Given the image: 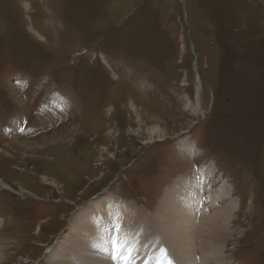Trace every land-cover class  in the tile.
Masks as SVG:
<instances>
[{
  "label": "rangeland",
  "instance_id": "374dc122",
  "mask_svg": "<svg viewBox=\"0 0 264 264\" xmlns=\"http://www.w3.org/2000/svg\"><path fill=\"white\" fill-rule=\"evenodd\" d=\"M116 202L136 264H264V0H0V264H114ZM184 204L190 248L154 218Z\"/></svg>",
  "mask_w": 264,
  "mask_h": 264
},
{
  "label": "bare ground",
  "instance_id": "6f19581e",
  "mask_svg": "<svg viewBox=\"0 0 264 264\" xmlns=\"http://www.w3.org/2000/svg\"><path fill=\"white\" fill-rule=\"evenodd\" d=\"M200 83V82H199ZM199 87H200V85H199ZM200 92V91H199ZM200 94V93H199ZM199 103V102H198ZM59 136V135H58ZM210 170H211V168H210ZM213 171V170H212ZM210 174H212L211 172H209ZM209 178V177H208ZM195 179H191V180H189V181H184V182H182V183H184L183 185H182V187H184L185 189H182L183 190V192H182V195H181V191L180 190H176V192H178L177 194H179V196H181V197H179V199H182V200H185V201H193V202H196L197 200H199V196H200V192L202 191V188H200L198 185L197 186H194V184L196 183L195 181H194ZM202 181H203V179H202ZM181 183V184H182ZM204 183V182H203ZM178 188V187H177ZM202 193V192H201ZM172 198H174L173 196L172 197H170V200H172ZM169 199V198H168ZM165 201V200H164ZM114 203V202H113ZM164 203V202H163ZM165 204V203H164ZM95 204H93V206H94ZM115 205H118V207H120V209L122 210V211H125V212H127L128 210H129V213H132V212H135L136 210L134 209V207H135V205H134V207H128V204H127V206H126V204L124 205V204H120L119 202H116V204ZM114 205V206H115ZM92 206V207H93ZM109 206H112V205H109ZM122 206H124L123 208H122ZM130 206V205H129ZM194 206H191V207H189L187 204H184L182 207H176V206H174V205H172V206H170V209L168 210V211H163L162 209L159 211V212H157L155 215V221L157 222V220L158 221H160V223L162 224V225H164V229H166V230H164L165 232H167V239L169 240V237L171 238V240L173 241V240H175L176 242H177V239H174V238H180V239H182V241L184 242V245H186V246H183V247H186V248H190L191 246H189L188 244H186L187 243V241H188V237H191L192 235H191V228L193 227V221H192V218L190 217L191 215H189V213H187V211L189 212V211H191L192 210V208H193ZM97 208V207H96ZM98 209V208H97ZM88 211H90V214L91 213H93V212H95V210L94 211H91L90 209H87ZM228 210V209H227ZM97 212H103V210H102V206H101V208H99L98 210H96ZM96 212V213H97ZM98 214V213H97ZM102 215V214H101ZM100 215V216H101ZM214 217V216H213ZM110 220H108L107 221V219H105V218H103V216L102 217H100V220H99V222H98V225H96L95 227H97V228H99V230H100V228H103L102 226L103 225H105V224H107V222H109ZM200 222V221H199ZM198 222V223H199ZM216 222V221H215ZM214 222V223H215ZM110 223V222H109ZM128 223H131V224H133V219H131L130 217H127V219H125V224H128ZM77 224V223H76ZM85 224V223H84ZM216 224V223H215ZM110 225V224H109ZM194 225H195V223H194ZM201 225L203 226V227H207V221H203V222H201ZM70 226V225H69ZM210 226V225H209ZM208 226V227H209ZM84 227V226H83ZM73 228V227H72ZM90 228H94L93 226H90ZM202 228V227H201ZM212 232L210 233L211 234V239L213 240V241H215L216 243L218 242H220L221 243V240H222V237H223V234L221 233V228L223 229V225H220L219 226V224L217 225H213L212 227ZM225 228V227H224ZM203 229L204 228H202V230H201V232H199L200 234H199V237L201 238H199L200 239V242H202V245H203V247H205V246H207V239H205V238H203V236H204V232H203ZM226 229V228H225ZM205 230V229H204ZM184 232V233H183ZM205 232H208V231H205ZM71 233L73 234V232H72V230H71ZM76 233H77V231H76ZM96 234H98V232L96 231ZM74 235H75V232H74ZM206 236H208L207 234H205ZM164 235H162V237H163ZM210 236V235H209ZM67 237V236H66ZM75 236H73V238L72 239H70L69 240V243H70V247H72L74 250L76 249V250H78L77 249V247H81V245H79V243H80V241H76L75 240V238H74ZM106 237V236H105ZM165 237V238H166ZM172 237H173V239H172ZM104 236H96L95 238H93L92 239V242H91V244H88V245H90V246H92L93 247V249H91V247L89 246L88 247V245L86 244V241H82V245H84V246H86L85 247V250H87V255L89 254L88 252H90L91 254H94V250L96 249V248H99L100 246L101 247H103L104 246V244H106L107 243V241H104ZM166 240V239H165ZM185 240H186V242H185ZM189 240H191V239H189ZM179 241V240H178ZM174 242V241H173ZM175 242V244H178V243H176ZM190 242H192V241H190ZM60 243H64L63 242V238L61 237V238H59L58 240H57V244L55 245V248L56 247H58V246H60L59 244ZM88 243V242H87ZM170 243H172V242H170ZM170 243H169V246H170ZM180 243L181 244H183L181 241H180ZM219 243V244H220ZM172 245H174V243H172ZM161 246V245H160ZM168 246V245H167ZM168 246V247H169ZM179 246H180V244H179ZM194 246V245H193ZM76 247V248H75ZM171 247V246H170ZM202 247V248H203ZM54 248V247H53ZM54 248V249H55ZM174 249L173 250H175V248L176 247H173ZM178 248H181V247H178ZM73 249H72V251H73ZM158 248L156 247L155 248V251L157 250ZM168 249H170V248H168ZM48 250L49 251H51V248H48ZM171 250V249H170ZM184 250H187V249H178V252L180 253V254H185V252H184ZM204 250V249H203ZM202 250V251H203ZM48 251V252H49ZM54 251H57V249L56 250H54ZM59 251L60 252H62V250H61V248L59 249ZM71 251V252H72ZM80 251V250H79ZM191 251H194V249L193 250H191ZM205 251V250H204ZM1 252V251H0ZM53 252V251H52ZM77 252V251H76ZM98 253L96 254L95 253V255H99L98 257L96 256V258H98L100 261H102V262H106V261H108L105 257L104 258H101L102 256H101V254H105V253H102V252H100V251H97ZM177 252V251H176ZM177 252V253H178ZM189 252V258H193V255H192V253L190 252V250L188 251ZM51 253V252H50ZM73 254L75 253V252H72ZM194 253V252H193ZM48 254V253H47ZM77 254V253H76ZM86 255V256H87ZM90 255V254H89ZM158 255V254H157ZM186 255V254H185ZM209 256V255H208ZM100 257V258H99ZM106 257H108V256H106ZM49 258H51V257H49ZM70 259V264H77V262H78V260H75L74 258H72V257H69ZM181 258V257H180ZM47 259V258H46ZM109 259H110V257H109ZM217 259H219V256L217 257ZM68 260V259H67ZM84 261H86L87 262V260H84ZM98 261V260H97ZM110 261H111V259H110ZM182 261V260H181ZM204 261H205V263L207 262V257L205 256V259H204ZM68 262V261H67ZM112 262V261H111ZM209 262V261H208ZM207 262V264H213L212 263V261H210L209 263ZM187 263V262H186ZM189 263L190 264H195V261H194V259L193 260H190L189 261ZM84 264V263H83ZM188 264V263H187ZM202 264V263H201Z\"/></svg>",
  "mask_w": 264,
  "mask_h": 264
},
{
  "label": "snow or ice",
  "instance_id": "6c2138e0",
  "mask_svg": "<svg viewBox=\"0 0 264 264\" xmlns=\"http://www.w3.org/2000/svg\"><path fill=\"white\" fill-rule=\"evenodd\" d=\"M125 216V212L117 210L110 221V258L114 264H136L135 257L140 255L139 243L133 246V242L139 240V234H142L143 228L131 229L129 225L125 224ZM156 243L159 244V241L157 240ZM157 251L158 256L155 264H183L182 261L172 258L166 246L158 247ZM145 264H148L147 260H145Z\"/></svg>",
  "mask_w": 264,
  "mask_h": 264
},
{
  "label": "crops",
  "instance_id": "0c3cea01",
  "mask_svg": "<svg viewBox=\"0 0 264 264\" xmlns=\"http://www.w3.org/2000/svg\"><path fill=\"white\" fill-rule=\"evenodd\" d=\"M69 202H72V201H69ZM74 202V201H73ZM46 203H49V202H46ZM53 203H59V201H58V199H54V202ZM1 214V213H0ZM2 215V214H1ZM53 217H55L54 215H52L50 218H49V220H52V218ZM3 220H5V217H4V215L2 216V221ZM48 220V221H49ZM2 221L0 222V223H2ZM6 221V220H5ZM63 230V229H62ZM61 231H59L57 234H55L54 236L56 237V236H58V234L60 233Z\"/></svg>",
  "mask_w": 264,
  "mask_h": 264
},
{
  "label": "trees",
  "instance_id": "16d2710c",
  "mask_svg": "<svg viewBox=\"0 0 264 264\" xmlns=\"http://www.w3.org/2000/svg\"><path fill=\"white\" fill-rule=\"evenodd\" d=\"M130 162V161H129Z\"/></svg>",
  "mask_w": 264,
  "mask_h": 264
}]
</instances>
